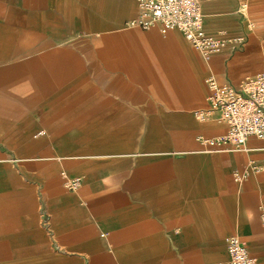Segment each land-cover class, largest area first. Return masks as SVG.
<instances>
[{
    "label": "crops",
    "instance_id": "crops-1",
    "mask_svg": "<svg viewBox=\"0 0 264 264\" xmlns=\"http://www.w3.org/2000/svg\"><path fill=\"white\" fill-rule=\"evenodd\" d=\"M202 8L246 41L206 60L137 0H0V264H225L230 235L264 264V139L207 150L228 126L195 115L264 46L240 0Z\"/></svg>",
    "mask_w": 264,
    "mask_h": 264
},
{
    "label": "built area",
    "instance_id": "built-area-1",
    "mask_svg": "<svg viewBox=\"0 0 264 264\" xmlns=\"http://www.w3.org/2000/svg\"><path fill=\"white\" fill-rule=\"evenodd\" d=\"M202 1L137 0L138 14L128 21V25L143 29L157 27L163 34L177 30L206 60L221 53L230 44L233 47L242 45L246 41L244 35L227 37L207 31ZM207 83L209 108L199 109L195 115L199 119H206L218 112L228 126L227 132L219 137H200L207 150L244 149L250 135L264 139V73L246 76L238 84L221 83L210 75ZM78 184L79 179L75 178L69 186L75 188ZM226 242L229 259L225 264L255 262L240 236L230 235Z\"/></svg>",
    "mask_w": 264,
    "mask_h": 264
},
{
    "label": "rangeland",
    "instance_id": "rangeland-1",
    "mask_svg": "<svg viewBox=\"0 0 264 264\" xmlns=\"http://www.w3.org/2000/svg\"><path fill=\"white\" fill-rule=\"evenodd\" d=\"M240 9L251 34L264 46V0H240Z\"/></svg>",
    "mask_w": 264,
    "mask_h": 264
}]
</instances>
